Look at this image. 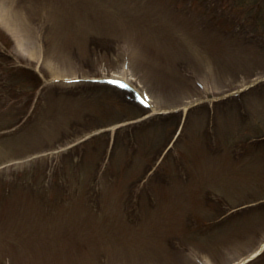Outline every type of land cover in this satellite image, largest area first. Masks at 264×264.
<instances>
[{
  "label": "rangeland",
  "instance_id": "rangeland-1",
  "mask_svg": "<svg viewBox=\"0 0 264 264\" xmlns=\"http://www.w3.org/2000/svg\"><path fill=\"white\" fill-rule=\"evenodd\" d=\"M228 2L0 0V38L10 48L0 43V264H236L260 247L264 209L230 211L264 199V144H247L264 135V87L241 102L235 96L264 80V52L227 35L232 23L217 16L225 17ZM233 2L239 13L264 5ZM24 64L50 90L17 91L14 105L2 88L8 72ZM79 81H117L148 104V115L187 113L198 104L161 174L145 183L147 164L174 121L138 132L135 152L122 141L99 179L103 145L76 172V158L60 159L67 172L54 186L64 148L96 131L113 132L138 112L100 88L78 89ZM65 82L73 84L63 89ZM31 96H44L41 114L11 134L10 119L17 122ZM38 154L46 162L25 168ZM14 172L21 179L5 183ZM49 192L59 195L43 206Z\"/></svg>",
  "mask_w": 264,
  "mask_h": 264
},
{
  "label": "trees",
  "instance_id": "trees-1",
  "mask_svg": "<svg viewBox=\"0 0 264 264\" xmlns=\"http://www.w3.org/2000/svg\"><path fill=\"white\" fill-rule=\"evenodd\" d=\"M258 8L257 9V11H256V13H255V11L252 9V12H251V14H250V16H249V18L248 19H246L245 20V22L243 23V25H245V27H249V28H252V30L254 31V32H256V34H259V35H262V33H264V5L262 6V3H259L258 4V2H255L253 5L251 4V8ZM257 12H259L260 14H258ZM263 36H264V34H263ZM34 80H36L37 78L36 77H34L33 78ZM15 80V82H16V87L17 88H31L32 87V85H33V83L31 82V81H29V82H24V78L23 77H21L20 75H14L13 77H12V81H14ZM12 86V85H11ZM34 86H36V84L34 85ZM33 86V87H34ZM160 118H156V119H154V120H152V121H149V122H147V123H145V124H143L144 126H142V127H146L147 125H149V124H158V125H160ZM169 125V124H168ZM119 132V131H118ZM121 134H122V132H119L118 134H117V138H116V146H117V148L119 147V144L122 142L121 140H122V138H121ZM125 140V139H124ZM95 141H96V139H94V140H92V141H90V142H88V143H86L82 148H81V150H82V152H84V156L81 158V159H79V163H77L76 165H77V167H74L73 166V164H71V168H72V172H76V171H78L79 170V168H80V165L83 163V162H85V161H87L86 160V156H85V154H87L88 153V151H92V149H91V147H93L94 145H95ZM132 142H134V140H132ZM128 143H130V141L128 142ZM139 145V144H138ZM137 146V143L132 147V149H134L135 147ZM94 149H97V150H99V148H94ZM80 150H78L77 152H79ZM130 151V150H129ZM133 151V150H132ZM134 152H135V150H134ZM88 154H91V152H89ZM87 154V155H88ZM134 156V155H133ZM98 157H100V155L98 154ZM147 157L144 155V156H142V160H145ZM114 161H116V160H114ZM114 164V163H113ZM113 164H112V167H113ZM125 164H126V162H125ZM100 165V161H97V163H96V166L98 167ZM127 165V164H126ZM82 166V165H81ZM117 171V170H116ZM116 171L114 170L113 171V173H116ZM13 194V193H12ZM11 194V195H12Z\"/></svg>",
  "mask_w": 264,
  "mask_h": 264
}]
</instances>
